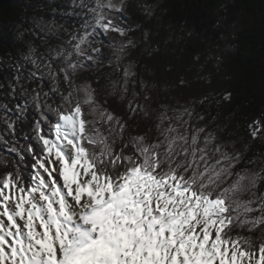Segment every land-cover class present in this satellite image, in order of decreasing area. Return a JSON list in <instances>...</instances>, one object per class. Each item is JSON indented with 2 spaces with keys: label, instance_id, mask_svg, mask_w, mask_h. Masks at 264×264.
<instances>
[{
  "label": "snow or ice",
  "instance_id": "obj_1",
  "mask_svg": "<svg viewBox=\"0 0 264 264\" xmlns=\"http://www.w3.org/2000/svg\"><path fill=\"white\" fill-rule=\"evenodd\" d=\"M125 3L76 5L86 9L84 19L44 65L49 90L41 92L39 84L30 90L39 115L33 136L24 139L34 140L38 151L22 144L17 131L28 101L0 104V145L16 157L0 153V168H11L0 175V264H264V169L238 167L241 155L203 127L181 132L171 121L187 125L188 109L173 117L160 113L162 139L153 142L127 133L128 121L99 104L90 84L75 85L77 72L102 62L97 45L106 36L131 31L118 15ZM108 46L127 93L135 73L121 57L134 42ZM32 64L41 67L36 59ZM15 80L20 97L28 95L23 75ZM50 93L59 98L55 106ZM10 95L16 99L15 85ZM128 109L129 120L147 115L133 102ZM249 128L253 139L264 135L260 121Z\"/></svg>",
  "mask_w": 264,
  "mask_h": 264
},
{
  "label": "trees",
  "instance_id": "obj_2",
  "mask_svg": "<svg viewBox=\"0 0 264 264\" xmlns=\"http://www.w3.org/2000/svg\"><path fill=\"white\" fill-rule=\"evenodd\" d=\"M80 2L76 0V5ZM76 5L72 0H0V104L14 108L15 103L28 101V112L17 122V131L20 142L33 143L37 151L34 140L24 139L33 136L31 125L39 115L31 104L30 90L38 84L41 92L49 90L51 80L44 65L54 54L53 46L65 45L68 33L84 19L86 9ZM118 15L131 31L125 37L106 36L97 45L102 62L77 72L75 85L90 84L99 104L128 121L127 133L146 135L153 142L162 139L156 127L160 113L173 117L188 109L191 118L183 117L187 125L171 121L181 132L187 128L191 135L203 127L216 143L241 155L238 167L264 169V135L253 139L249 128L253 121L264 124V0H126ZM127 39L133 40L134 47L121 57V65L131 66L135 75L123 93L122 70L108 45L118 47ZM33 59L41 65L39 69ZM32 72L37 73L36 80L28 79ZM18 74L29 89L24 97L16 84ZM13 85L15 100L10 95ZM144 95L150 99H143ZM58 99L50 93L53 106ZM129 102L143 106L147 115L138 113L129 120ZM49 116L55 119L52 113ZM0 153L16 159L3 145ZM26 163H32L31 157ZM10 170L0 168V175Z\"/></svg>",
  "mask_w": 264,
  "mask_h": 264
}]
</instances>
